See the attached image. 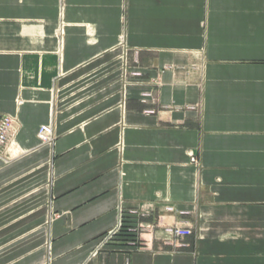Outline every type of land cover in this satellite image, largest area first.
Wrapping results in <instances>:
<instances>
[{
  "label": "crops",
  "instance_id": "obj_1",
  "mask_svg": "<svg viewBox=\"0 0 264 264\" xmlns=\"http://www.w3.org/2000/svg\"><path fill=\"white\" fill-rule=\"evenodd\" d=\"M4 115L0 264H264V0H0Z\"/></svg>",
  "mask_w": 264,
  "mask_h": 264
},
{
  "label": "built area",
  "instance_id": "obj_2",
  "mask_svg": "<svg viewBox=\"0 0 264 264\" xmlns=\"http://www.w3.org/2000/svg\"><path fill=\"white\" fill-rule=\"evenodd\" d=\"M13 135V121L8 116H1L0 117V153L3 151V149L8 145ZM37 138L40 143L43 144H50L53 141V135L52 131L48 126H42L37 131ZM190 162L195 164L196 159L194 156H190ZM121 229V220H119L118 225L116 229L111 232L109 235L104 237L102 241L100 242V245H104L108 241L111 240V238L119 232ZM169 233L173 234L176 237H186L191 234V231L187 228L183 229L181 227L174 228L171 230V228L168 229Z\"/></svg>",
  "mask_w": 264,
  "mask_h": 264
},
{
  "label": "rangeland",
  "instance_id": "obj_3",
  "mask_svg": "<svg viewBox=\"0 0 264 264\" xmlns=\"http://www.w3.org/2000/svg\"><path fill=\"white\" fill-rule=\"evenodd\" d=\"M4 116H7V115H4ZM1 117V116H0ZM9 117V116H8ZM9 144V143H8ZM4 150V149H3ZM2 152V151H1ZM190 158V157H189ZM190 160V159H189ZM191 163V162H190ZM191 164H193V163H191ZM196 164V163H195ZM194 165V164H193ZM141 225V224H140ZM169 228H171V230L172 229H174V228H179V227H177V226H173V227H167V228H165L164 229V231L166 232V233H169V231H168V229ZM182 228V227H181ZM183 229H185V228H183ZM188 229V228H187ZM190 230V229H189ZM191 231V230H190Z\"/></svg>",
  "mask_w": 264,
  "mask_h": 264
}]
</instances>
